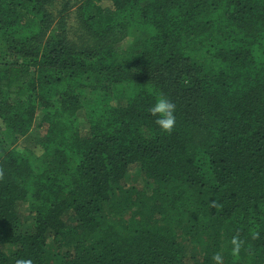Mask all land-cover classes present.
<instances>
[{
	"label": "trees",
	"instance_id": "16d2710c",
	"mask_svg": "<svg viewBox=\"0 0 264 264\" xmlns=\"http://www.w3.org/2000/svg\"><path fill=\"white\" fill-rule=\"evenodd\" d=\"M75 1L0 0V264H264V0Z\"/></svg>",
	"mask_w": 264,
	"mask_h": 264
},
{
	"label": "rangeland",
	"instance_id": "374dc122",
	"mask_svg": "<svg viewBox=\"0 0 264 264\" xmlns=\"http://www.w3.org/2000/svg\"><path fill=\"white\" fill-rule=\"evenodd\" d=\"M80 2L81 0H76L75 2H73L76 3V6L71 10V12H69L67 19L68 38L76 49H82L91 46L93 42L92 36L87 33L86 29L80 24V20L77 18L76 9ZM79 129L82 131L86 130V125L84 122L80 123ZM43 135L44 129L39 128L37 125H34L32 126L29 135L25 139H22L20 142L26 147L32 149L36 155H39L41 153L39 142L42 140ZM138 176L139 175L137 170L131 171L127 175L125 183L127 182L128 184H131L132 180L139 178ZM21 212L24 214V219L26 220L32 217V214L28 211L26 205H23L21 207ZM191 248L192 249L186 248L185 254L187 256L194 257L195 260L198 259L199 255L196 254L198 252L194 250L193 247Z\"/></svg>",
	"mask_w": 264,
	"mask_h": 264
},
{
	"label": "clouds",
	"instance_id": "9594fccd",
	"mask_svg": "<svg viewBox=\"0 0 264 264\" xmlns=\"http://www.w3.org/2000/svg\"><path fill=\"white\" fill-rule=\"evenodd\" d=\"M176 105L163 93L158 94L149 108L150 114L155 118V124L160 131L171 133L176 124ZM214 203V202H213ZM259 235L258 232H252V237L255 239ZM231 253L237 257L240 253L243 241L237 236H233L231 241ZM215 264H224V256L220 252H216L212 256ZM15 264H33L31 259H17Z\"/></svg>",
	"mask_w": 264,
	"mask_h": 264
}]
</instances>
